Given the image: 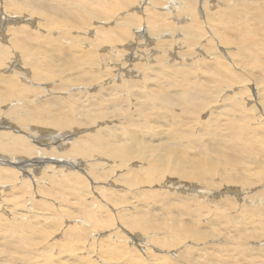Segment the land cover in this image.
<instances>
[{
	"label": "rangeland",
	"instance_id": "rangeland-1",
	"mask_svg": "<svg viewBox=\"0 0 264 264\" xmlns=\"http://www.w3.org/2000/svg\"><path fill=\"white\" fill-rule=\"evenodd\" d=\"M79 1L81 0H59V3H62V5H64L62 6L63 8H67L66 12L68 14L73 15L75 18H77L78 16L76 13L77 9L80 11L83 10L81 9V7L77 6V3ZM193 1H194L193 7L195 8V10L197 8L196 12L198 13V19H201L203 22V18L200 17L201 7L198 6L200 0H193ZM204 1H206V3H204L205 5H203V9H205V11L207 12L209 10V12L215 13V11L220 9V8L219 9L217 8V5L220 4L221 1H225V0H204ZM249 2L252 3V0H250ZM86 3L88 7V12H92V13H94L95 10L96 12L99 11V8H101L100 6H95L94 4H105V7L110 10V14L108 15L109 17H107L108 19L105 20L103 17L98 16L96 20H92V21L90 20L91 22L90 21L88 22L87 20L88 26L84 30H81V31L73 30L72 32L70 31L68 34L70 36L69 37L70 40L74 42L73 39H75L74 43L77 42V39H76L77 37L82 38V42L84 43L82 47L84 48L87 47L86 44L89 46L93 43L96 44L97 46L96 51L88 47L90 53L92 55H96L97 57L103 56L104 60L102 59V62L104 64L107 63V65H109L108 68L103 70L106 72L105 74H108V77L103 79L104 83H103V86H101V88H103L104 90H107L105 88H109L113 84H116V85L120 84L122 80L142 81L143 79L140 73L136 74L133 71L132 73L124 72L123 69L121 68V62L125 64L126 69L128 67V70L129 69L133 70L134 65L137 64V66L139 67L138 64H141L140 66L144 65L146 68L149 67L147 68L149 71H153L155 67L157 66L156 64L157 63L156 60L158 59L157 56H159V58L160 57L162 58V53L164 51L165 52L168 51L171 46L172 47L174 46L173 43L174 44L176 43L177 44L176 49L169 50V52L172 55L173 54L174 55L173 56L171 55L169 57L167 66H170L176 63H182L185 60H187V64L189 65L188 68H190L192 72V78L194 79H197V78L199 80L200 78L204 79L207 76L206 74L207 69L204 72V67L206 66L207 68L213 69L214 63L216 64V62H220L226 69H228V71L226 72L227 73L229 72V74H231V72L240 74L239 72L240 68H244L245 69L244 72L248 74V76L247 75L244 76V78H246L245 81L240 84L233 83L231 78L225 79L224 80L225 82L221 81L219 86L216 87L215 96H217L218 99H216V102H213V104H218V103L219 104H222V103L230 104L232 101L233 102L236 101L238 104H242L245 107L246 112L254 118V120L250 122L252 125L251 127L252 128L259 127L261 129L262 128L264 129V116L262 117L261 115H259L261 113L259 111L261 110L260 105H262L260 103V99L263 96L261 95V92L257 89V87L255 86L256 78L260 75H264V55H260L258 57V61H257L258 64H255V65L253 64L251 65L249 61L247 60H246V63L245 61L242 63H238L236 60H234V62L230 61V59L232 58V55L230 54V52H233L234 48L232 49V46L222 45L219 39L216 40V38H218L217 34L213 35L214 38H212L213 39L212 40L210 33H209L211 28L207 25L208 23L207 24L203 23L202 29L204 32V36H202V40L199 38V40L195 42L196 44H193L192 42L187 41L189 39H186L184 36L179 37L180 33L178 32H181V28L184 27V29H186L185 28L186 25L190 26L193 20L194 21L197 20L195 11H193L194 13V17H193V13H191L192 15H190L189 12L187 13L186 9H184L186 8L184 7L186 4L184 0L179 1V2L177 0H86ZM7 4L8 5L10 4L19 5L20 4V5H25L26 7H24V9L22 10L21 15L19 17H16L18 13L17 12L12 13L11 8L6 7ZM42 5H48V7H56L58 6V1L57 0H0V43L1 45H7V41L10 39V36H9L10 33L8 32V29H12L16 26L17 27L25 26L27 31L32 30L31 33L37 32L36 34L45 36L46 31L44 28H42V26L46 24V21H44L38 15H35V14L31 15L30 12H28L29 9H31L33 6L36 7L33 10L35 12H39L38 7H40L39 9H41ZM180 6H182L183 8ZM220 7H223L222 4H220ZM87 13L82 12L81 15H84V14L87 15ZM129 15H133V16H129ZM141 17H142V21L139 25L135 24L136 27L140 26L141 27L139 28L140 30H142L143 27L151 28L150 26L146 25V22H145L146 18L149 17L154 21L156 25L155 28H152V29H159L161 31V34H160V36H162L161 39H159V36L157 35H149L150 42H148L145 37L141 36L140 34L134 33L133 29L135 27H133L132 24L131 25L125 24V26H131L129 28L127 27L122 28V27L117 26L118 24H116V23L122 22L123 20L131 19V18H133V20L135 21H139ZM183 18L184 19L188 18L189 19V20L187 19L188 22L184 20ZM192 18H195V19L192 20ZM5 20L9 22H5ZM253 23L254 24L250 28V30L253 32V35L255 37H253V35L252 37L254 39L256 38L255 40L258 41V43H260L258 50L261 51L259 54H262V52H264V48H263L264 38L262 40V37L264 36H261V35L264 32V27H262L261 24H264V21L263 19L258 20V21L253 20ZM28 27H30L31 30ZM116 29L118 31L115 32ZM218 29H220V27H218ZM99 30H103V31L113 30L114 33H116L118 36H120L121 39H123L124 44L122 43L119 46H116V44H112L109 46L104 45L103 42H106L108 38L103 37L102 38L103 40H100ZM236 30L237 28H234V31ZM256 31L258 32L257 33L258 38L255 35ZM170 33L175 34V35L178 34V36H175L169 40L166 37V35ZM55 35L56 37L58 36V34H55ZM53 37L55 36L53 35ZM97 38L98 40H96ZM143 38H144V41H143ZM207 39L210 40L211 42L213 41L211 43L213 45L212 47H211V44L207 45L206 43ZM188 42L190 43V45ZM109 43H113V42L110 41ZM217 43L220 45H218ZM159 46H161L160 47L161 49H158L160 53L159 52L157 53L156 51ZM217 46L218 48H216ZM208 47H209V50L208 52H206V49ZM226 48H228L229 50H227ZM117 50L120 52V54L123 57L121 55L120 56L118 55V53L116 52ZM181 51L184 54L189 53L190 55H184L186 57H185V60H183L184 59L183 54H179ZM212 51H215V52H212ZM112 53L116 56L118 55L120 59L117 56L115 57L116 61L113 62L114 58L112 56ZM207 53H209V57H211L210 53L214 55L216 53V55L221 58L213 60L212 58L207 57ZM12 54L15 57L12 55V60L6 61V65H10V67L13 66V69H16V70L21 69L18 71L22 75H24L26 79L28 80L32 76V70L30 68H27L26 70L23 69L24 63L19 58L20 56H18V59H19L18 60L16 58L17 56L15 55V53L12 52ZM140 54L144 57L143 60H140L138 58V55ZM236 65H239V67ZM110 67L114 68V70H111ZM176 67H181V66H176ZM9 69L10 68L8 67L1 68L0 73L5 74L9 71ZM25 71H27L28 74L25 73ZM95 72H98V73L101 72L100 63L95 68ZM196 73H198V75H196ZM201 73L202 75H200ZM114 74L116 76H114ZM121 74H123L124 76H122ZM112 76L114 77L121 76V78L115 79L114 82L109 81V79H111ZM223 82L224 84H221ZM245 82L248 85L245 84ZM24 84H26V82H24ZM151 84L148 85L146 82H143L142 87L144 88L145 91L148 88H150L147 90L149 92L151 89H153L152 87H150ZM38 85L43 90V93L40 97L30 98L26 96L25 94L22 96H16L12 98L10 102L6 104H40L47 100L68 99L71 95L68 92H60V90L56 89L59 87L57 81H50L47 84H44L42 86L40 84ZM92 88H96L97 90L96 89L94 91L92 90L90 95L96 94L100 89V87H97V86H93ZM92 88L90 87L89 89H92ZM222 89H224L225 91L224 90L222 91ZM73 93L77 94L74 91ZM240 94H244V96ZM129 104H137V102L135 100H131ZM78 105H81V104H77V106ZM7 106L8 105L0 106V110H1L0 111V121L9 120L8 118H5L4 115L9 111L17 110V108L5 109V107ZM94 108L97 109L100 107L99 105H96L94 106ZM210 108H205L203 112L202 111L200 112L198 116L199 122H197L198 124L196 127L194 126V129H195L194 131H196L197 127L201 125H204V124H207V126L210 125L209 120L212 119L210 117V111L214 110V108L212 109L211 106ZM251 108L252 109L257 108V109L253 111ZM220 109H215V111L217 110L220 111ZM81 113L82 115L77 114L81 118V120L86 119L87 114L86 113L83 114V112ZM225 113H227V111ZM14 125L17 126L16 124ZM113 125H116V123H112L109 121H99V122H96L94 125L90 124L87 127L82 126L83 128L79 126L78 127L74 126L72 130L65 131L68 137L66 139L64 138L65 139L64 141L58 138L57 136H55V135H58L60 132L57 130H54L53 128H50L49 126L30 125L26 128L28 132H26L24 128L19 127L20 131L23 132V133L20 132L21 137L27 140L29 144L33 145L34 147L36 146L39 152L43 150L44 151L43 154H45V156L46 155L48 156L53 155V156L46 157V159L51 158L50 159L51 162H48L49 164L45 162V163H42V165H38L36 164L37 162H39L36 159L37 156L35 157V159H33L30 156H28L25 152L24 153H19V152L9 153V152H3V151L0 152V158L1 157L3 158L2 162H0V169L2 168L1 170H7V169L16 170L17 172H16L15 177L16 178L19 177L17 181L14 182L13 184H10L9 181H6L7 179L4 180L5 183L0 184V218L2 220L0 221V225H2L1 226L2 229L9 225L13 227L16 226V229L14 230L13 233H10L6 229H4V231L0 229V231H2L0 232V244H4L6 246L3 248L0 247L1 249L0 250V259H1L0 264L1 263L2 264H48L47 258L53 261L52 262L53 264H69V263L71 264V262L76 259L79 262H77L76 260V262L74 261L72 264L74 263L75 264H91V263L92 264H132V263L133 264H142V263L143 264H264V161H262L264 160V142H263V145L255 148V152H254L255 156L253 158V161L251 162L257 163V166L255 167L249 166V168L256 175L254 177L253 176L249 177L251 181L249 182L250 184L251 183L252 184L249 186H245V187H241L240 185H237V184L232 185V184L221 183L222 181L218 178V176H216L215 182H216V185L219 184L220 186L219 185L218 187L215 186L213 189L210 187H204L198 183L186 182V181H182V180L166 175L165 177L162 178L163 180L161 179L160 182H155L151 185H148V184L139 185V186L134 187L136 189H130L123 183L122 181L123 179L121 178L124 175L128 174L129 172L140 171L141 168L143 167L141 166V163L139 162H132L126 168L119 169L117 168L118 163H115V161H112V160L109 161L103 158L102 156L94 154L91 157L89 162H87V160H84V163L82 162L83 167H84V168L80 167L82 169H79L77 167L74 168L71 166L66 167L67 166L66 164L64 165V167L63 165L62 166L59 164L57 165V162L59 161L58 160L59 157H63V154L69 151L70 149L69 147H71V144L75 140L79 141L80 140L79 138L81 137H84L89 134L94 135L100 129L109 128V127L111 128L113 127ZM8 130L9 132H13V131H10V129H8V126H4V125L0 126V132L1 131L8 132ZM71 131L74 133L72 134ZM75 159L77 161H80V160L83 161L82 158H75ZM88 163L90 165L97 166L95 168L98 169V172H103L104 179L106 180L105 181H97V180L91 181V176H90V173H88V169H87L89 167L87 166ZM50 164L51 166H53L52 168L51 167L49 168L50 170H52V172L49 169H45V168H48ZM40 167H42L43 169L42 168L40 169ZM258 168L262 169L261 172L258 171ZM45 170H47L48 173ZM70 170L74 171L76 176L79 177L80 175L81 179L87 178L86 180L84 179L85 183L83 182L81 186L73 184L74 186L73 190H71V188L69 187L67 188L64 187V185L63 186L60 185L61 178L63 177L64 174H66L65 172L69 173ZM81 170H83V172L85 171L84 174ZM60 174L61 176H59ZM47 175L52 178H49ZM81 175H84V177H82ZM22 177L28 178L29 186L22 185L21 183ZM53 180L55 181V183L53 182ZM56 181H59L60 183L58 182V184H56L57 183ZM119 182H122V183H119ZM55 184L57 185V187L55 186ZM76 186L77 188H75ZM60 189L61 190L66 189L65 190L66 192L64 190L61 191ZM78 189L81 191L80 192L81 194L79 193L80 195L77 194ZM83 189L88 195L84 194L85 192ZM63 192H65L64 195H63ZM104 192L105 194H103ZM109 192L110 194H112V196L110 195L111 197L109 196L105 197V195H108ZM24 193H26V195ZM57 194L59 196L62 194V196L59 197ZM75 194L78 195V198H76L77 195L74 197ZM86 195L88 198L86 197ZM79 196H80V199L82 198L81 200L79 199ZM12 197L14 199H17L16 200L17 202L18 201L20 202H18V204L15 203L16 201L15 200L12 201L13 200ZM85 197L87 198V200ZM63 199H65V201ZM83 199L85 202L82 201ZM79 200L81 201V205L83 208L79 207L80 202L79 204L77 202ZM86 202H89L90 205H88L89 203L87 204ZM82 203H84V206ZM85 208L87 209V211ZM82 209H84L86 212L84 215H82L84 213V210ZM77 210H80L81 212L79 211L76 212ZM89 211L92 213H90ZM186 211L189 212L188 216L182 215L180 213V212H186ZM87 212H88V215H86ZM131 212H135V213L137 212L138 214L137 213L134 214ZM94 214H97V215H94ZM123 214H127V215L130 214L131 216L128 215V217H126L127 215L126 216L124 215L125 217L124 218L121 216ZM132 215L136 216L135 220L139 222L140 225H142V227L136 228V229H139V231H136V229L132 228L131 226L134 222H136L134 220H131ZM172 215L174 217H177V216H180V217L179 219H177L178 217L174 218ZM34 216L35 218H33ZM169 216L170 218L171 216L173 217L171 218L173 219L172 220L173 223L170 222L171 219L168 218ZM191 216H193L194 218L192 219ZM139 218L142 220V222ZM175 219L177 221L178 220H181V221L177 222ZM194 219H197V220H194ZM26 220L29 221L31 225ZM33 220H34V224H33ZM174 220L177 222V224L179 223L178 226ZM24 222L28 225H26ZM196 222L197 223L199 222V223L196 224ZM170 223L172 226L170 225ZM189 223L194 225L193 230H195V232L193 231V234H196L198 232L200 235L203 234L202 238L199 239L200 243H198L199 242L198 239L197 240H192L191 238L190 240L189 238L186 239V237H189L187 236V234L189 233L186 234V232H183L180 230L174 234V233H171L170 231L175 225H176V228L180 229L179 225L185 226ZM24 224H25V227H24ZM35 224H38L39 227L32 226ZM165 224H167V226ZM143 225L146 226L149 231L147 230V228H143L144 227ZM17 226H20V228L23 226L21 230L24 229L23 231H27L28 234L30 233L27 238V243L23 244L22 242L17 241V238L19 237ZM158 226L159 227L162 226L164 228L161 227L159 229L160 230L159 232L156 231L154 233L153 231L158 230V228H156ZM26 227H28V230ZM165 227L170 228V229H166ZM36 228L37 230H35ZM197 229H199L200 231H198ZM202 230H204L205 233L202 232ZM211 231L212 233L213 232L214 233L212 234ZM209 232L211 235H209ZM31 234L34 235L33 236L34 238H32ZM237 234H240V235H237ZM206 235H207V238H206ZM175 236H178V238L176 239ZM30 239L32 240L35 239V240L32 241ZM155 239H158L160 241L155 240ZM180 240L182 242H180ZM153 241H155L156 243L158 242V243L155 244V242ZM10 242L12 244H14L15 242V244L12 246H14V249L16 248L18 250L12 249L13 247H10L11 246ZM100 243L102 244L100 245ZM48 244L51 245L50 247L53 246L52 248L53 250L50 247H47L49 246ZM116 246H118L119 248L118 247L116 248ZM9 247L12 250L9 249ZM28 247L31 253H29V250H27ZM7 249L10 251L11 254H6L7 253L6 251H8ZM12 251L15 253H13ZM50 251L51 252L53 251L52 254ZM16 252H18L22 261H20L21 259L18 256V254H16ZM49 252H50V255H49ZM32 255L34 256V258H32L33 260L30 259L31 257H33ZM2 256H4L3 257L4 259L2 258ZM26 258H29L30 260ZM89 260L90 261L92 260V261L89 262Z\"/></svg>",
	"mask_w": 264,
	"mask_h": 264
},
{
	"label": "bare ground",
	"instance_id": "bare-ground-1",
	"mask_svg": "<svg viewBox=\"0 0 264 264\" xmlns=\"http://www.w3.org/2000/svg\"><path fill=\"white\" fill-rule=\"evenodd\" d=\"M57 1H58V6L55 5L56 7H48V5H42V7H41L42 10L39 9L40 7H38L39 12H35L33 9L36 7L33 6L28 11V12H30L31 15H33V14L38 15L44 21H46V24L44 26H42V28H44L46 31L45 36H41L39 34H36L37 32L31 33L32 30L30 29V27H28V28L31 31H27L25 26H21V27L16 26L12 29H8V32L10 33V35H9L10 39L7 41V45H1V43H0V69L4 68V67L10 68L7 73H5V74L0 73V106L8 105L7 107H5V109L17 108V110L9 111L4 115V117L8 118L10 121L9 120L0 121V126H3V125L8 126V129H10V131H13V132H9V130H8V132H2V131L0 132V152L1 151L9 152V153L10 152H19V153L25 152L28 156H30L33 159H35V157L37 156L36 159L39 162H37L36 164L42 165V163L51 162V160H50L51 158L46 159V157L48 155L45 156V154H43V152H44L43 150H41L39 152V150L36 146H35L36 147L35 148L33 145L29 144V142L27 140H25L23 137H21V133H23V132L20 131L19 127L24 128V130L26 132H28V130L26 128L30 125L49 126L50 128H53L54 130L59 131L60 133L58 135H55V136H57L58 138H60L61 140L64 141L68 137V135L65 133V131L72 130L74 126L87 127L90 124L94 125L96 122H99V121H109L112 123H116V125H113V127H111V128L109 127V128L100 129L94 135L89 134V135H86L84 137H81V138H79L80 139L79 141L75 140L71 144V147H69L70 148L69 151L65 152L63 154V157H59V159H58L59 161L57 162V165L58 164L61 166L63 165V167H64V165L66 164L67 165L66 167L71 166L74 168L77 167L79 169H82V168H84L83 167L84 160H87V162H89L91 157L94 154L102 156L103 158H105L109 161H111V160L115 161V163H118L117 168H119V169L126 168L132 162H139V163H141V166L143 167V168H141L140 171L129 172L128 174L124 175L121 178V179H123L122 180L123 183L130 189H136L134 187L139 186V185H147V184L151 185L155 182H160L161 179L163 177H165L166 175L174 177V178L182 180V181L198 183L204 187H210L213 189L215 186L218 187V185H219V184L216 185V182H215L216 176H218V178L222 181L221 183L232 184V185L237 184V185H240L241 187L249 186L252 184V183L250 184L251 181H250L249 177H252V176L254 177L256 174L253 171H251L249 166H251V167L257 166V163H252L251 161H253V158L255 156V153H254L255 148L263 145L264 129L263 128L261 129L259 127L252 128L251 127L252 125L250 122L253 121L254 118L246 112V109L242 104H238L236 101L233 102L232 101L233 99L231 100L232 102L230 104H223V103L222 104H219V103L213 104V102H216V99H218L217 96H215L216 87L219 86L221 81H224L227 78H231L233 83H237V84L243 83L245 81L246 78H244V76H246V75L248 76V74H246L244 72V70H245L244 68H240V70H239L240 74H236L235 72L234 73L231 72V74H229V72L228 73L226 72V71H228V69H226L220 62H216V64L214 63L213 69L207 68L206 66L204 67V72L207 69V71H206L207 76L204 79L203 78H200V80L198 78L194 79V78H192V72H191L190 68H188L189 65L187 64V60H185L186 56H184V55H190L189 53L184 54L181 51L179 54H183V56H184L183 60H185V61L182 63H176V64H172L170 66H167V64H168L167 62L169 61V57L172 55L169 52V50L170 49H173V50L176 49L177 44L173 43V45H174L173 47L170 45L171 46L170 49L168 51H166V52L164 51L162 53V58L161 57L159 58V56H157L158 57V59L156 60L157 66L155 67V69L153 71H149L147 69L149 67L146 68L144 65L140 66L141 64H138L139 67L136 64L133 66V70H130V69L128 70V67L126 69L125 64L121 62V68L123 69L124 72H131L132 73V71H133L136 74L140 73L142 75V79H143L142 81L122 80L120 84H117V85L113 84L111 87L105 88L107 90H104L103 88H101V86H103V83H104L103 79L108 77V74H105L106 72L103 70L108 68L109 65H107V63L104 64L102 62V59L104 60L103 56L97 57L96 55H92L90 53L88 47H90L94 51H96V49H97L96 44L93 43L90 46L86 44L87 47L84 48V47H82L84 44L82 42V38L77 37L76 38L77 42L74 43L75 39L71 38L74 40V42L72 40H70V38H69L70 36L68 33L70 31L72 32L73 30H78V31L84 30L88 26L87 20H88V22L90 20L91 21L96 20V18H98V16L103 17L105 20H107L108 19L107 17H109L108 15L110 14V10L105 7V4H94L95 6L101 7V8H99V11L96 12V10H95L94 13L88 12L86 0H81L77 3V6L81 7V9H83V10L80 11L76 8L77 9L76 13L78 16H77V18H75L73 15H70L66 12L67 8H63L62 6H64V5H62V3H59V0H57ZM177 1L179 2L182 0H177ZM184 1L186 3L184 6L186 8H184V9H186L187 13L189 12V14L192 15L191 13H193V11L196 12L197 8L195 10V8L193 7L194 6L193 0H184ZM249 1L250 0H225V1H221L220 4H222L223 7H220V4L217 3L218 4L217 8L218 9L220 8V9L215 11V13L209 12V10H208V12H209L208 13L207 11H205V9H203V5H205L204 3H206V1L200 0L198 6L201 7L200 8V10H201L200 11L201 12L200 17L203 18V22L201 19H198V13L196 12L197 20L194 21L193 19H195V18H192L193 21L191 22L192 24H190V26L188 25L189 28L187 25L185 27L186 29H184V27L181 28V32H178V33H180L179 37L184 36L186 39H189L187 41L192 42L193 44H196L195 42L198 41L199 38L202 40V36H204V32L202 29L203 23H206V24L208 23L207 25L211 29H210V31L209 30H207V31H209L211 39L214 38V36H213L214 34H217L218 38H216V40L219 39L220 42L222 43V45L232 46V49L234 48V51L230 52V54L232 55V58H233V60L231 58L230 61L234 62V60H236L238 63H242L245 61V63H246V60H247V61H249V63L251 65L252 64L253 65L258 64V62H257L258 57L260 55H264V52H262V54H259L261 52L258 50L260 43H258V41L255 40L256 38L255 39L253 38L255 36L253 35V32L250 30V28L254 24L253 20L258 21V20L263 19V21H264V0H252V3H250ZM252 4H253V6H252ZM30 5H32V4H30ZM6 7L11 8L12 13L17 12L18 14L16 15V17H19L21 15L22 10L26 6L20 5V4L19 5H16V4L8 5L7 4ZM180 7H182V6H180ZM2 9H3V7H2ZM82 12H84V13L88 12V13H87V15H85V14L81 15ZM133 15H129V16H133ZM165 15H167V14H165ZM193 17H194V13H193ZM187 19L188 18H185L184 20L187 21ZM190 19H191V17H190ZM130 21H131V23H130ZM141 21H142V17L139 21H135V20H133V18H131V19L123 20L122 22L116 23V24H118L117 26L122 27V28L131 27V26H125V24H128V25L132 24V26L135 27L133 29L134 33L140 34L141 36L145 37L148 42H150L149 35H157V36H159V39L162 38V36H160L161 31L159 29H152V28H155L156 25L151 18L147 17L146 21H145L146 25L150 26L151 28L143 27L142 30H140L139 28H141V27L140 26L136 27V25H139L141 23ZM5 22H9V21L5 20ZM14 22H15V20H14ZM261 26L264 27V24H261ZM218 27H220V29H218ZM234 28H237V30L234 31ZM40 30H41V28H40ZM105 30L104 31L99 30V39L100 40H103L102 39L103 37L108 38L106 40V42H103L104 45L109 46L112 44H116V46H119L120 44L123 43V39H121L120 36H118L116 33H114L113 30L112 31H105ZM116 31H118V30L116 29L115 32ZM179 31H180V29H179ZM257 33L258 32L256 31V34H255L256 37L258 36ZM55 34H58V36L56 37ZM132 34H133V32H132ZM53 35L55 37H53ZM252 35H253V37H252ZM175 36H178V34L175 35V34L170 33V34L166 35V37L169 40ZM261 36H264V32ZM263 38L264 37H262V40H263ZM96 40H98V38ZM167 40H166V42H167ZM110 41L113 43H109ZM143 41H144V38H143ZM173 41H175V40H173ZM177 41H179V40H177ZM212 42L208 39L206 40L207 45L211 44ZM170 43H172V42H170ZM218 43H219V41H218ZM180 44H181V42H180ZM189 45H190V43H189ZM218 45H220V44H218ZM261 45H262V43H261ZM263 45H262V47H263ZM212 46L213 45L211 44V47ZM160 47L161 46H159L157 48V51H156L157 53L159 52L158 49H161ZM191 47H189V48H191ZM130 48H132V47H130ZM216 48H218V46ZM226 49L229 50L228 48H226ZM208 50H209V47L206 49V52H208ZM230 51H232V50H230ZM12 52L15 53V55L17 56L16 57L17 59H18V56H20L19 58L23 61V63H24L23 67L24 68L23 67H21V68H23L25 70L27 68H30L32 70V76L28 80L26 79V77L24 75H22L18 71L21 69L16 70V69H13V66L10 67V65H6V61L12 60V55H13ZM116 52L118 53L119 56L121 55L118 50ZM212 52H215V51H212ZM146 53H148V52H146ZM177 54H178V52H177ZM210 55H211V57H209V53H207V57L212 58L213 60L221 58V57L217 56L216 53H215V55L210 53ZM112 56L114 58V60L112 59L113 62L116 61L115 57H117V56L114 55L113 53H112ZM119 56H118V58H119ZM138 58L140 60L144 59V57L141 54L138 55ZM107 60H108V58H107ZM148 60H150V59H148ZM212 62H210V63H212ZM99 63H100V71H101L100 73L95 72V68L98 66ZM176 66H181L183 68L176 67ZM236 66L239 67V65H236ZM11 69H13V70H11ZM110 69L114 70V68H111V67H110ZM25 73L28 74L27 71H25ZM249 74H251V73H249ZM121 75L124 76L123 74H121ZM196 75H198V73H196ZM200 75H202V73ZM114 76H116V75L114 74ZM114 76H112V78L109 79V81L114 82L115 79L121 78V76L120 77H114ZM50 81H57L59 87L56 89L60 90V92L70 93L71 94L70 97L68 99L47 100V101L42 102L40 104H6V103H9L12 98H14L16 96H22L25 94H26V96H28L30 98L40 97L43 93V90L41 89V87L38 84H40L42 86L44 84H47ZM246 81H248V80H246ZM24 82H26V84H24ZM143 82H146L148 85H150L153 82L150 86L153 89H151L148 92L147 90L150 88L147 87L148 89L145 91L144 88L142 87ZM224 82L221 84H224ZM245 84H247V83L245 82ZM93 86L100 87V89L96 94L90 95L91 91L92 90L94 91L96 89V88H92ZM255 86L261 92V95L263 96L260 99V103L262 105H260L261 110H259L261 112L259 115H261L263 117L264 116V75H260L256 78ZM90 87L92 89H89ZM154 87H155V89H154ZM224 89H222V91ZM229 89H230V87H229ZM73 91L76 92L77 94H74ZM146 92H148V93H146ZM240 95L244 96V94H240ZM214 96H215V98H214ZM131 100H135L137 102V104H129V102ZM226 101H224V102H226ZM77 104H81V105L77 106ZM85 104H87V105H85ZM96 105H99L100 108L95 109L94 106H96ZM210 106L212 107V109L214 108L213 111H210V117L212 118L211 120H209L210 125L209 126H207V124H204L201 126L198 125L199 127H197L196 131H194L195 130L194 126L196 127L198 124L197 122H199L198 116H199L200 112L201 111L203 112V110L205 108H210ZM220 108H222V109H220ZM215 109H220V111L217 110L218 111L217 112V111H215ZM256 109H252V110L255 111ZM226 111H227V113H225ZM81 112H83V114L84 113L87 114L86 119L81 120V118L77 115V114L82 115ZM238 117H239V119H238ZM13 123L16 124L18 127L15 126ZM77 129H79V128H77ZM14 130H15V132H14ZM147 130H148V132H147ZM73 133L74 132H72V134ZM81 136H83V135H81ZM67 141H68V139H67ZM54 153H55V151H54ZM39 155H40V157H39ZM52 156L53 155L48 156V157H52ZM75 158H82L83 161H81V160L77 161ZM2 159L3 158L1 157L0 162H2ZM248 160H249V162H248ZM262 161H264V160H262ZM52 164H53V162H52ZM87 166H89L87 169H88V173H90L91 181H93V180L105 181L106 180V179H104L103 172H98V169L95 168L97 166L90 165L89 163L87 164ZM45 167H47V166H45ZM50 167L52 168L53 166H51V164H50V166H48V168H45V169H49ZM80 167H82V168H80ZM41 168L42 167H40V169ZM1 169H0V184L5 183L4 180H6V179H7L6 181L10 182V184H13L19 178V177L18 178L15 177L16 172H17L16 170H9V169L1 170ZM261 170H262L261 168L260 169L258 168V171L261 172ZM45 171L47 172V170H45ZM50 171L52 172V170H50ZM53 171H54V169H53ZM71 171L72 170H70L69 173L65 172L66 174H64L63 177L61 178V181H60L61 184L60 185H62V186L64 185V187H66V188L69 187V188H71V190H73L74 189L73 184L81 186L87 178H84L85 180L81 179L80 175L78 177V176H76L74 171H72V172ZM81 171L83 172V170H81ZM99 171H101V170H99ZM84 172H83V174H84ZM55 174H56V172H55ZM59 176H61V174ZM81 176L84 177V175H81ZM23 177L21 179L22 180L21 183H22V185L26 186V185H28L29 180H28V178H23ZM49 178H52V177H49ZM43 180H45V179H43ZM53 182L55 183L54 180H53ZM56 182H57L56 184H58L59 181H56ZM119 183H122V182H119ZM56 184H55V186L57 187ZM60 185H58V186H60ZM84 187H86V186H84ZM75 188H77V186ZM63 190L65 191L66 189H63ZM63 190H61V191H63ZM21 191H22V189H21ZM69 191H70V189H69ZM65 192H63V195ZM80 192L81 191L78 189L77 194H79ZM84 192H85V190H84ZM29 193H31V192H29ZM45 193H46V191H45ZM90 193H89V195H90ZM24 194L26 195V193H24ZM59 194H60V192H59ZM77 194H75L74 197ZM84 194H87V193L85 192ZM103 194H105V192ZM87 195H86V197H87ZM110 195L112 196V194H110V192H109V194L105 195V197H107V196L111 197ZM60 196H62V194ZM101 196H102V194H101ZM122 196H123V194H122ZM1 197H3V196H1ZM76 198H78V195ZM87 198H86V200H87ZM12 199H13L12 201L17 200V199H14L13 197H12ZM79 199H80V196H79ZM63 200L65 201V199H63ZM80 200L77 202H78V204L80 202L79 207L83 208ZM82 201H84V199ZM88 201H89V199H88ZM18 202H20V201H18ZM18 202L16 201L15 203L18 204ZM86 203L88 204L89 202H86ZM46 204H47V202H46ZM82 204L84 206V203H82ZM88 205H90V203ZM90 208H91V206H90ZM44 209H45V207H44ZM88 209H89V207H88ZM82 210H84V209H82ZM78 211L81 212L80 210H77L76 212H78ZM86 211H87V209H86ZM135 211H137V210H135ZM186 212H180V213L182 215L188 216L189 212L188 211H186ZM85 213L86 212L84 210V213L82 215H84ZM90 213H92V212H90ZM131 213L136 214L137 212L136 213L131 212ZM160 214H162V213H160ZM79 215H78V217H79ZM86 215H88V212ZM94 215H97V214H94ZM124 215L126 216L127 214H123L121 216L124 217ZM128 215H130V214H128ZM128 215L126 217H128ZM156 215H158V214H156ZM176 215H178V214H176ZM172 216H171V218L174 217V216L173 217ZM177 217H174V218L179 219L180 216H177ZM33 218H35V216ZM168 218L171 219L170 216ZM191 218L193 219L194 217L191 216ZM112 219H114V218H112ZM135 219H136V216L132 215L131 220L136 221ZM95 220H97V219H95ZM131 220H129V221H131ZM143 220H144V218H143ZM151 220H153V219H151ZM172 220L173 219H171L170 222H172ZM194 220H197V219H194ZM0 221H2L1 218H0ZM178 221H181V220H178ZM27 222L29 223V221H27ZM30 222H32V221H30ZM141 222H142V220H141ZM177 222H176V224H177ZM149 223H148V225H149ZM198 223L196 222V224H198ZM25 224H24V227H25ZM29 224L31 225V223H29ZM33 224H34V220H33ZM167 224H169V223H167ZM167 224H165V225L167 226ZM178 224H177V226H178ZM26 225H28V224H26ZM170 225H171V223H170ZM1 226L2 225H0V227ZM32 226H35V227L38 226L39 227L38 224H35ZM131 226H132V228H135V229L137 227L138 228L142 227V225H140V223L137 221L134 222ZM185 226L179 225V227H180V229H179V228H176V225H175V226H173V228L171 227L172 230H170V231H171V233H174V234L180 230L183 232H186V234L189 233V234H187V236H189V237H186V239L189 238V240L191 238L192 240L198 239V241H199V239L202 238V235H203L202 232H204V230H202V232H201L202 235H200L199 232L196 234H193V231L195 232V230H193L194 225L189 223ZM35 227H33V228H35ZM161 227H159V226L156 227V228H158V230H155L153 232L154 233L156 231L159 232L160 231L159 229ZM17 228H18V233H19V237L17 238V241H20L23 244L27 243V238H28L30 233L28 234L27 231H23L24 229L21 230L20 226H17ZM26 228L28 230V227H26ZM143 228H147V227L144 226ZM162 228H164V227H162ZM165 228L170 229L167 227H165ZM0 229L3 231H4V229H6L10 233H13L14 230L16 229V226L13 227V226L9 225L7 227H4L3 229L1 227ZM140 229H142V228H140ZM35 230H37V228ZM147 230H148V228H147ZM197 230L200 231L199 229H197ZM233 230H234V228H233ZM136 231H139V229H136ZM0 232H2V231H0ZM161 232H162V230H161ZM206 232H207V230H206ZM211 233H212V231H211ZM135 234H136V232H135ZM31 235H32V238H34L33 237L34 235L33 234H31ZM207 235H208V233H207ZM207 235H206V238H207ZM209 235H211L210 232H209ZM237 235H240V234H237ZM175 237H176V239L178 238V236H175ZM35 239H36V237H35ZM35 239H33V240L30 239V240L34 241ZM121 239H123V238H121ZM203 239H204V237H203ZM155 240H158V239H155ZM136 241H137V239H136ZM158 241H160V240H158ZM29 242H28V244H29ZM153 242H155V241H153ZM180 242H182V241L180 240ZM102 243H100V245ZM157 243L155 242V244H157ZM198 243H200V241ZM14 244H15V242H14ZM14 244L11 243L10 247H13L12 249H14V246H12ZM16 244H18V243H16ZM181 244H183V243H181ZM50 246L51 245H49L47 247H50ZM103 246H104V244H103ZM0 247L3 248L6 246L4 244H0ZM10 247H9V249H11ZM117 247L118 246H116V248ZM50 248L52 249L53 246ZM16 250H18V249H16ZM25 250H26V248H25ZM27 250H29V247L27 248ZM34 250H36V249H34ZM66 250H68V249H66ZM222 250H224V249H222ZM8 251H6L7 252L6 254H11L10 251H9V253H8ZM94 251H95V249H94ZM50 252H49V255H50ZM52 252H51V254H52ZM209 252H210V250H209ZM13 253H15V252H13ZM29 253H31L30 250H29ZM16 254H18V252H16ZM23 254H24V252H23ZM134 254H135V252H134ZM18 256L20 257L19 254H18ZM112 256H113V254H112ZM3 257L4 256H2V258ZM25 257H27V256H25ZM32 258H34V256L31 257L30 259H32ZM3 259H2V261H3ZM20 259H21V257H20ZM23 259H25V258H23ZM26 259H29V258H26ZM47 259H48V261H47L48 264H53L52 263L53 261L49 260V258H47ZM37 260H39V259H37ZM76 260H74V261L76 262ZM211 260H213V259H211ZM217 260H218V258H217ZM20 261H22V259ZM39 261H41V260H39ZM74 261H72L71 264ZM91 261L89 260V262H91ZM77 262H79V261L77 260ZM62 263H63V261H62ZM93 263H94V261H93Z\"/></svg>",
	"mask_w": 264,
	"mask_h": 264
}]
</instances>
